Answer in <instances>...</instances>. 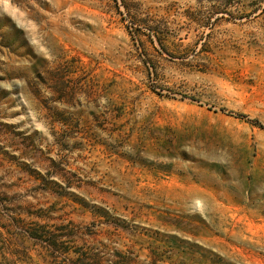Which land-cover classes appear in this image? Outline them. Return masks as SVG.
<instances>
[{
	"label": "rangeland",
	"instance_id": "1",
	"mask_svg": "<svg viewBox=\"0 0 264 264\" xmlns=\"http://www.w3.org/2000/svg\"><path fill=\"white\" fill-rule=\"evenodd\" d=\"M263 126L264 0H0V264H264Z\"/></svg>",
	"mask_w": 264,
	"mask_h": 264
},
{
	"label": "trees",
	"instance_id": "2",
	"mask_svg": "<svg viewBox=\"0 0 264 264\" xmlns=\"http://www.w3.org/2000/svg\"><path fill=\"white\" fill-rule=\"evenodd\" d=\"M237 116H240V117H245L244 115H240V114H238ZM264 127V126H263Z\"/></svg>",
	"mask_w": 264,
	"mask_h": 264
}]
</instances>
